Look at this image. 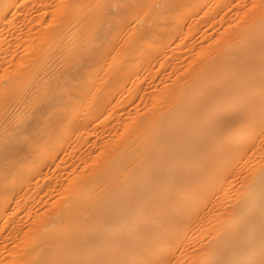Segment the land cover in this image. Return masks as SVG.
<instances>
[{
  "label": "bare ground",
  "instance_id": "6f19581e",
  "mask_svg": "<svg viewBox=\"0 0 264 264\" xmlns=\"http://www.w3.org/2000/svg\"><path fill=\"white\" fill-rule=\"evenodd\" d=\"M0 264H264V0H0Z\"/></svg>",
  "mask_w": 264,
  "mask_h": 264
}]
</instances>
